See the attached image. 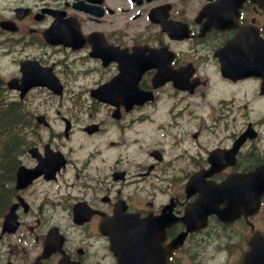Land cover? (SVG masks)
<instances>
[{
    "label": "flooded vegetation",
    "instance_id": "flooded-vegetation-1",
    "mask_svg": "<svg viewBox=\"0 0 264 264\" xmlns=\"http://www.w3.org/2000/svg\"><path fill=\"white\" fill-rule=\"evenodd\" d=\"M261 46L258 0H0V102H23L22 118L32 121L17 170L62 155L54 177L15 191L17 227L2 234V218L0 264H118L102 221L117 212L154 218L169 203L182 218L210 180L263 166ZM23 65L51 68L62 96L20 100L9 81ZM184 229H165L162 245ZM256 231L264 235V195L257 213L230 224L211 215L169 264L254 260Z\"/></svg>",
    "mask_w": 264,
    "mask_h": 264
},
{
    "label": "trees",
    "instance_id": "trees-1",
    "mask_svg": "<svg viewBox=\"0 0 264 264\" xmlns=\"http://www.w3.org/2000/svg\"><path fill=\"white\" fill-rule=\"evenodd\" d=\"M17 122V116H9L0 111V216L10 198L15 153L22 147V140L17 133ZM11 124L16 129L12 132L8 129Z\"/></svg>",
    "mask_w": 264,
    "mask_h": 264
},
{
    "label": "water",
    "instance_id": "water-1",
    "mask_svg": "<svg viewBox=\"0 0 264 264\" xmlns=\"http://www.w3.org/2000/svg\"><path fill=\"white\" fill-rule=\"evenodd\" d=\"M50 77H52V76H50ZM21 177H22V175H20V178ZM139 238L140 237L137 236L135 238H130V239L136 240ZM111 240H112V245H113L114 251L120 257V264H140V262L142 260L141 259V253L143 252V249H138L137 246L133 245V244H136L135 242L133 243L131 241L128 244V247L126 249H118V247L116 245L117 238L114 235H112ZM258 263L264 264V260H260Z\"/></svg>",
    "mask_w": 264,
    "mask_h": 264
},
{
    "label": "rangeland",
    "instance_id": "rangeland-1",
    "mask_svg": "<svg viewBox=\"0 0 264 264\" xmlns=\"http://www.w3.org/2000/svg\"><path fill=\"white\" fill-rule=\"evenodd\" d=\"M45 102L51 103L48 97L46 98Z\"/></svg>",
    "mask_w": 264,
    "mask_h": 264
}]
</instances>
